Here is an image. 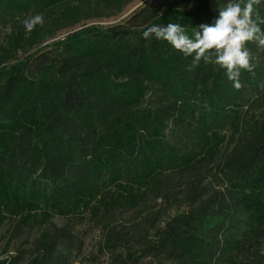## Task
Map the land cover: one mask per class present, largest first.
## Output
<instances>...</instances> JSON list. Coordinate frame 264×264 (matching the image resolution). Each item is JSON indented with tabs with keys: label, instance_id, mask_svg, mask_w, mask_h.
Listing matches in <instances>:
<instances>
[{
	"label": "trees",
	"instance_id": "16d2710c",
	"mask_svg": "<svg viewBox=\"0 0 264 264\" xmlns=\"http://www.w3.org/2000/svg\"><path fill=\"white\" fill-rule=\"evenodd\" d=\"M134 1L0 0V24L14 30L0 46V230L95 214L108 197L111 246L115 210L142 213L132 264H262L264 118L249 124L236 109L247 92L264 101V48L247 44L256 67L236 90L219 66L189 70L192 57L142 35L178 23L192 36L228 0H149L119 23L93 24ZM37 14L43 26L26 32ZM157 202L179 203L161 227ZM47 227L27 258L0 264H69L71 232Z\"/></svg>",
	"mask_w": 264,
	"mask_h": 264
},
{
	"label": "rangeland",
	"instance_id": "374dc122",
	"mask_svg": "<svg viewBox=\"0 0 264 264\" xmlns=\"http://www.w3.org/2000/svg\"><path fill=\"white\" fill-rule=\"evenodd\" d=\"M149 0H137L129 4L124 11L117 18L109 20H101L93 24L99 27H107L119 23L140 7L144 2ZM81 24L80 26L82 27ZM87 25V24H86ZM89 26V25H87ZM81 27H77V30ZM12 26L0 24V46L5 47L4 42L7 37L13 32ZM64 34L57 35L32 50H38L42 46L50 45L54 41L63 37ZM31 51L19 52L18 58H23ZM255 96L249 92L245 94L243 102L239 103L237 112L241 120L249 124L259 121L264 118V101L255 103ZM107 200L104 199L102 206L107 208ZM179 203H160L152 204L151 207L154 212H157L156 226H162L175 213V209ZM101 207L100 211L95 214L89 209L74 212L68 216L52 215L49 223L43 225L39 223L38 217L23 226L18 230L15 229V222L7 221L0 230V258L16 253L20 254L22 258H27L30 253L34 241L40 236L41 232L45 230L49 224L56 227H65L68 229L74 239V249L69 258V264H132L129 255L138 252V237L137 230L141 224L140 211L127 210L125 208H118L113 213V218L109 220L108 226H111L117 233V239L120 243L113 246L106 243L108 238L107 229H104L101 221L104 216V209ZM181 211L185 209L182 205L179 208ZM153 232V231H151ZM264 252V251H262ZM136 264H150L149 260L141 259ZM151 264H169L164 259H155ZM264 264V262H262Z\"/></svg>",
	"mask_w": 264,
	"mask_h": 264
},
{
	"label": "clouds",
	"instance_id": "9594fccd",
	"mask_svg": "<svg viewBox=\"0 0 264 264\" xmlns=\"http://www.w3.org/2000/svg\"><path fill=\"white\" fill-rule=\"evenodd\" d=\"M261 0H228L217 8L218 16L212 24H201L189 36L181 24L168 23L147 26L142 32L145 39L166 41L185 58L192 57L189 70L205 64H214L224 69L236 90L242 87L241 72H253L256 65L252 62L249 42L264 48V16L258 6ZM42 14L31 16L22 21L26 32L37 25L43 26Z\"/></svg>",
	"mask_w": 264,
	"mask_h": 264
}]
</instances>
